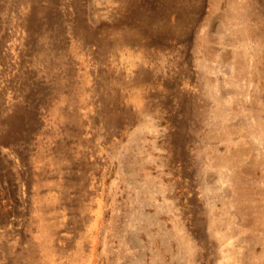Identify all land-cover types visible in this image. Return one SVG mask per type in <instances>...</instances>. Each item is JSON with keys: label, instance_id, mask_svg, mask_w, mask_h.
Instances as JSON below:
<instances>
[{"label": "rangeland", "instance_id": "374dc122", "mask_svg": "<svg viewBox=\"0 0 264 264\" xmlns=\"http://www.w3.org/2000/svg\"><path fill=\"white\" fill-rule=\"evenodd\" d=\"M263 32L264 0H0V264H264Z\"/></svg>", "mask_w": 264, "mask_h": 264}, {"label": "bare ground", "instance_id": "6f19581e", "mask_svg": "<svg viewBox=\"0 0 264 264\" xmlns=\"http://www.w3.org/2000/svg\"><path fill=\"white\" fill-rule=\"evenodd\" d=\"M264 33V32H263ZM68 108V107H67ZM68 110V109H67ZM73 113H74V111H73ZM64 115V114H63ZM66 115L68 116V114H67V112H66ZM64 118V117H63ZM66 118V117H65ZM67 120H69V118H67ZM48 157H49V160L50 159H52L51 160V166H53L54 165V168L56 167V162H57V160H58V153H56L55 154V150H51L49 153H48ZM46 158H44V160H45ZM46 161V160H45ZM34 162V161H33ZM42 181V180H41ZM41 181H38V184H37V186H36V190H37V193H38V191L41 189ZM37 197H38V200H40V198H41V191H39V193H38V195H37ZM38 200H36V202H35V206H37V208H36V210H35V212L34 213H36L37 212V210L39 209V203H40V201H38ZM211 226H213L212 225V223H211ZM29 228H31V222L26 226V230L27 229H29ZM212 228V227H211ZM216 229V228H215ZM213 230V229H212ZM213 233H214V231H212ZM218 232V231H217ZM26 232H25V230H24V232L22 231V232H20V234L18 235V238H17V240H18V243L20 242V241H27L28 239H27V237H28V235H24ZM217 235H219V234H217ZM216 235V237H218ZM221 236V235H220ZM223 236V235H222ZM221 236V237H222ZM12 237V238H11ZM221 237H220V241H221ZM225 237H227V236H224V239L225 240H227L228 241V237L227 238H225ZM6 239H8V241L10 242L9 243V245L11 246L12 244H13V242H15V240H14V237L13 236H11V235H9L8 237H6ZM230 239H232V238H230ZM230 239H229V241H230ZM226 241V242H227ZM228 241V242H229ZM225 243V242H224ZM223 243V244H224ZM230 243V242H229ZM230 244H232V242L230 243ZM264 244V243H263ZM8 245V246H9ZM30 246H31V243H29V245H28V248H27V255H26V257H27V259H28V261L27 262H24V264H32V257H31V254H30ZM257 249V248H256ZM228 253V254H227ZM226 253V255L230 258V260H231V258L232 257H230L229 256V252H227ZM232 253V252H231ZM23 255H24V253H22ZM247 258V257H246ZM35 259L37 260V261H40V259H39V257L38 256H36L35 257ZM256 259V258H255ZM259 260H261V262H263V260H264V256L263 257H260V258H258ZM241 260V258L238 260L239 262H241L240 261ZM246 260V259H245ZM237 261V262H238ZM35 263V261H33V264ZM36 264V263H35ZM40 264V263H39ZM229 264H231V263H229ZM232 264H234V263H232ZM238 264H240V263H238Z\"/></svg>", "mask_w": 264, "mask_h": 264}]
</instances>
